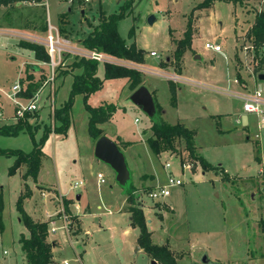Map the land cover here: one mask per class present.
I'll return each instance as SVG.
<instances>
[{"label":"rangeland","instance_id":"obj_1","mask_svg":"<svg viewBox=\"0 0 264 264\" xmlns=\"http://www.w3.org/2000/svg\"><path fill=\"white\" fill-rule=\"evenodd\" d=\"M122 1L42 0L0 5V126L18 120L33 126L31 131L21 129L17 134L0 133V146L29 151L39 143L44 126L58 125L54 108L67 100L72 75L80 70L70 65L73 54H66L52 78L47 61L18 44L23 32L44 37L45 30H40L39 24L47 22L48 14L58 27L63 23L66 36L80 44L79 39L98 22L100 14L116 11ZM68 5L74 10L66 13ZM81 6L83 13L78 8ZM252 9L263 10L264 0H134L131 11L118 20L117 27L123 37L133 38L144 50L143 62L115 61L139 68L142 83L157 87L153 98L165 111L162 118L170 123L181 121L193 129L195 153L209 165L203 166L191 157L178 137L173 141V151L154 153L145 139L151 117L131 100L125 77L103 78V63L99 61L97 75L103 81L87 102H112L116 106L111 120L101 127L107 136L118 132L130 141L119 147L130 177L120 184L113 168L94 155V140L87 128L88 111L83 95L76 93L66 129H51L42 139L36 176L25 174V162L10 173L14 156L0 154V264H25L18 237L26 234L27 228L19 218L16 202L26 191L24 210L35 219L54 220V224L48 223L47 236L57 244L53 264H153L152 259L154 264H161L137 242L140 228L126 211L129 202L124 187L130 183L152 242L169 248L177 264H208L201 260L204 252L218 264H264V233L259 225L264 218V128L257 127L251 113L248 125L237 121V115L244 111L243 99L226 92L245 90L233 81L234 77L246 81L237 76L239 69L243 74L249 69V75L253 71L255 76L264 72L255 70L256 52L262 51L254 47L250 29L246 30L253 21ZM149 15L155 17L151 23ZM189 16L191 46L202 57L194 59L195 49L187 47L183 58L176 60V39L183 36ZM132 25L135 34L130 37ZM206 41L220 43L227 55L205 48ZM251 43L253 48L249 47ZM150 50L158 56L151 55ZM165 70L186 78L173 81L177 107L170 103ZM247 78L251 82V77ZM15 81L20 83L17 98L21 102L40 97L37 110L15 113L8 96ZM28 81L37 87L32 95H21ZM256 82L264 87V79L257 78ZM252 86L248 83L246 88ZM167 161L169 166H165ZM97 172L104 177L102 183L97 182ZM169 174L180 177L182 183L170 186L167 195L155 199L149 196L147 192L165 183ZM75 180H83V184L71 188ZM75 193H80L81 199H76ZM46 213L52 215L47 217Z\"/></svg>","mask_w":264,"mask_h":264},{"label":"trees","instance_id":"obj_2","mask_svg":"<svg viewBox=\"0 0 264 264\" xmlns=\"http://www.w3.org/2000/svg\"><path fill=\"white\" fill-rule=\"evenodd\" d=\"M15 1H33L38 2L42 0H0V5H6ZM211 1V0H208ZM134 0H123L118 9L108 14H100L99 20L87 34L80 40V45L85 48H96L114 60L125 59L135 63L143 62V52L141 47H138L135 40L127 41L118 31V20L129 13L132 8ZM208 4H210L208 2ZM207 4V5H208ZM198 6L201 7V2ZM69 11L66 10V13ZM30 22V21H28ZM29 24V23H28ZM46 22L39 24L40 30H46ZM59 30L62 34L65 33V27L63 23L59 25ZM250 36L255 48L261 47L264 44V9L256 10L254 13V19L250 27ZM135 34L134 25L130 26L128 36ZM192 36V20L188 17L187 27L184 30L182 37L176 39V60H179L183 51L190 46ZM18 44L22 47L28 48L33 51L34 56L38 59L48 61L49 55L47 49L43 43L20 38ZM258 50V49H256ZM257 64L255 70H264V52H256ZM103 78H116L125 77L127 85L131 91L136 89L142 83L141 70L134 66H127L117 63L116 61H103ZM99 61L86 57L75 55L70 65L74 69L78 67L79 72H75L72 75L71 86L69 90V96L64 103L54 108V119L59 120V124L53 128L44 126L43 135L39 143H35L34 147L29 151H24L20 148H7L0 146V154L13 155L14 159L12 164L9 165V172H14L22 162L26 163L25 174H31L36 176L39 166V156L41 153V142L47 133L53 130L64 131L69 124L70 120V107L73 100V96L76 93L83 95L84 105L88 111L87 128L90 135L96 140L103 134L100 123L106 122L110 119L113 112L116 109L114 103H101L98 105H92L87 102V98L90 93L97 90L103 81V78L97 75ZM23 81V79H21ZM168 85L170 90V103H176V84L168 79ZM37 87V84L33 81H28L25 84L24 91H21V95L30 96L32 90ZM156 112L150 118L152 133L146 138V141L151 150L159 154L161 151H173V141L175 138H181L184 141V148L187 150L191 157L199 159L203 166H208V161L201 155L195 153L194 133L195 131L183 122L177 121L174 123L167 122L161 116L163 109L156 104ZM33 126L29 123H24L22 120H18L14 124H5L0 126V133L3 134H17L21 129L32 130ZM127 142V141H125ZM258 149V147L256 148ZM259 150V149H258ZM259 157L257 156L256 159ZM134 187L130 183L124 187V192L127 193V200L129 202L128 210L130 211L131 222L139 226L140 232L137 237V242L146 252L155 257L161 264H177L176 258L173 253L164 244H155L151 240V231L147 228L146 218L144 216L142 207L139 202L136 201V195L132 194ZM28 193H21L16 202V208L19 212V218L27 228V233H21L18 237L21 252L25 258V264H53L52 259V241L47 239L48 236V220H38L28 214L22 205V198ZM66 201V200H65ZM64 203H67V201ZM2 207V197L0 193V208ZM260 230L264 233V218L259 220Z\"/></svg>","mask_w":264,"mask_h":264},{"label":"built area","instance_id":"obj_3","mask_svg":"<svg viewBox=\"0 0 264 264\" xmlns=\"http://www.w3.org/2000/svg\"><path fill=\"white\" fill-rule=\"evenodd\" d=\"M67 2H72L73 0H65ZM85 2L89 0H83ZM46 30H45V36L41 37L39 35H35L28 32H23V36L26 39L41 42L45 45L49 60L47 63L49 64L50 71L53 74L55 71V68L62 62V59L64 58L65 53H72L74 55L79 56H86L92 59H95L97 61H115L113 58H111L109 55H107L105 52L96 49V48H85L83 46H77L72 43L70 38L64 34H62L59 30V27L53 23L50 19V16L47 14V22H46ZM204 46L206 48L213 49L215 51H221V44L218 42H204ZM248 46V45H246ZM249 47L253 48L252 43L249 45ZM260 51L264 52V44L261 45ZM259 52V53H262ZM151 55L158 56V53H156L154 50H150L149 52ZM164 76L168 79H171L172 81L176 80H184V77L170 72H163ZM253 73V71H252ZM179 77V78H178ZM257 79V75L255 76ZM234 82H239L241 86L245 87V90L243 92H234L228 89L226 92L229 91V93H235L236 95H239L242 99V107L246 115L249 117V113L253 114V117L255 118V122L258 128H264V87H261L257 85V83L253 84L252 88H246L248 86V83L246 81H239L237 77L233 78ZM20 83L19 81H15L11 85V91L8 93V96L12 99L14 102V109L15 113L17 115H22L24 112H34L38 109L37 101H40L39 96H33L30 99H27L25 103L21 102L19 98H17V92L20 91ZM53 107V102L51 104ZM2 115V111L0 110V116ZM258 133H255V136L257 137ZM165 166H169V162H165ZM185 167H189L188 164H184ZM97 178L99 182L104 181V177L100 172H97ZM83 183V180H75L73 183L70 184V186L77 187ZM182 179L180 177L173 176L172 174H169L167 177V181L165 183L159 184L152 189H150L147 193L152 198H158L163 195H167L169 193V187L176 184H181ZM47 217L51 216L52 214L46 213ZM51 224H54V220H49ZM48 221V223H49ZM52 230H55V226L52 227ZM63 264H67V261H64Z\"/></svg>","mask_w":264,"mask_h":264},{"label":"water","instance_id":"obj_4","mask_svg":"<svg viewBox=\"0 0 264 264\" xmlns=\"http://www.w3.org/2000/svg\"><path fill=\"white\" fill-rule=\"evenodd\" d=\"M154 18L155 17L153 15H149L148 22L151 23ZM194 57L199 59L201 56L199 53H196ZM166 59L168 60L169 57L166 56ZM258 78L264 79V72H260L258 74ZM130 98L133 103L143 109V111H145L149 117H152L156 112V105L153 95L145 84H141L136 89H134L130 93ZM241 123L242 125H246V113L242 114ZM93 152L98 159L108 163L113 168L115 171V178L120 184H125L127 182L128 178L130 177V171L127 166L125 156L117 143L111 137L107 136L106 134L100 135L95 140ZM76 198H79V195H76ZM136 248H138V245ZM201 260L208 264H218V262L212 261L206 252L202 254ZM151 262L154 264L155 260L152 259Z\"/></svg>","mask_w":264,"mask_h":264},{"label":"crops","instance_id":"obj_5","mask_svg":"<svg viewBox=\"0 0 264 264\" xmlns=\"http://www.w3.org/2000/svg\"><path fill=\"white\" fill-rule=\"evenodd\" d=\"M90 1V0H89ZM88 2V1H87ZM73 5H76V4H72V6ZM209 6V5H208ZM79 8V10H80V13L82 12H84V7H78ZM66 10H68L69 12H71L72 10H74V8L73 7H71L70 5H68V7L66 8ZM257 9H252V11H253V19H254V13H255V11H256ZM86 15V14H85ZM84 15V16H85ZM253 22V21H252ZM252 24V23H251ZM251 24L248 26V28L246 29V30H248V29H250V27H251ZM245 30V31H246ZM244 31V32H245ZM236 35H238V34H236ZM235 35V36H236ZM69 37V36H68ZM70 38V37H69ZM70 40L72 41V39L70 38ZM130 40H133V38H131V39H128L127 41H130ZM191 41H192V39H191ZM72 43L73 44H75V45H77V46H81L80 44H78V43H76V41L74 42V41H72ZM137 45V44H136ZM192 42L190 43V48L191 49H195V48H193L192 46ZM205 47V46H204ZM206 48V47H205ZM221 48H222V45H221ZM218 52H222L225 56L227 55L224 51H223V49H221V51H218ZM196 53H199L200 54V56L202 57V55H201V52L199 51V50H197V49H195V51H192V54H193V58L194 59H196L195 57H194V55L196 54ZM66 54H70V53H65V55ZM72 54V53H71ZM73 57H75V55L73 54L72 55ZM182 58H183V55L181 56ZM201 57L199 58V59H201ZM198 59V60H199ZM181 61H182V59H181ZM181 69H182V67H181ZM237 70V69H236ZM244 70V69H243ZM166 71V70H165ZM166 72H168V71H166ZM239 72H241V69H239L238 71H236V73L238 74L237 76H239L240 77V75H241V77H244L245 78V80H246V82L247 83H250V84H255V83H257L256 82V78H255V75L253 74V73H251L250 75H249V69H247V70H244V73L245 74H243V72L242 73H239ZM260 73V72H259ZM258 72H257V74H259ZM256 74V75H257ZM183 77V76H182ZM247 77H251V82H249L248 81V78ZM186 78H184V80H185ZM168 83V82H167ZM126 84H127V81H126ZM147 86V85H146ZM148 87V89L150 90V92L152 93V95H154V90L156 91V93H157V91H158V89H157V87H155L154 85H149V86H147ZM176 89H177V87H176ZM177 91V90H176ZM132 91L130 90V93H131ZM157 96V95H156ZM158 99V98H157ZM173 105V104H172ZM173 107H177V102L173 105ZM115 111H116V109H115ZM114 111V112H115ZM114 112H113V114H114ZM164 109H163V112H162V114L164 115ZM243 113H245L244 111H240V113L237 115V118H236V120L237 121H240V123H241V117H242V114ZM113 114H112V116H113ZM38 115V114H37ZM37 115H35L36 117H37ZM112 116L110 117V119L108 120V121H106V122H102V123H100L99 124V126L101 127V125L102 124H104V123H107V122H109L110 120H111V118H112ZM249 122H250V120H249V117L247 116V123H246V125H248L249 124ZM242 124V123H241ZM151 120H150V122H149V131H150V133H149V135L152 133V130H151ZM102 128V127H101ZM103 129V128H102ZM144 131H145V129H144ZM103 132V134H105L104 133V131H102ZM112 133H114V134H111V136L109 135V137H111L116 143H117V145L120 147V145H123V146H125L126 144H127V142H130L129 140H126V139H123L122 138V136L118 133V132H112ZM141 135H142V133H141ZM144 135V134H143ZM145 136V135H144ZM148 136H146L145 137V139L147 138ZM94 140V139H93ZM125 141H127V142H125ZM94 143H95V140H94ZM114 173H115V171H114ZM150 175H152V174H150ZM97 182L98 183H102V182H99L98 181V178H97ZM83 184V183H82ZM38 185H41V184H38ZM71 187V186H70ZM72 188V187H71ZM57 189V188H56ZM59 192V191H58ZM68 193H70V192H68ZM68 193L66 194V195H68ZM76 195H79L80 193H75ZM124 197H125V194H124ZM76 199H81L80 198V195H79V198H76ZM55 200V199H54ZM123 202H124V199H123V201L121 202V205H120V208H122V206L124 205L123 204ZM55 203H56V201H55ZM77 204H78V208H79V202H77ZM97 207H99V205H97ZM80 210V209H79ZM122 210V209H121ZM128 213H129V218L131 219V216H130V211L127 209L126 210ZM85 212V211H84ZM83 211H82V214L84 213ZM82 219V218H81ZM45 220V219H44ZM82 221V220H81ZM57 240V239H56ZM57 243H58V241H57ZM20 245V244H19ZM57 244H56V241H52V259L55 261V257H54V253H53V249H54V247L56 246ZM135 249H137L136 247H135ZM138 250V249H137ZM20 252H21V249H20ZM21 256L22 257H24L23 256V254H22V252H21ZM24 260H25V258H24Z\"/></svg>","mask_w":264,"mask_h":264}]
</instances>
